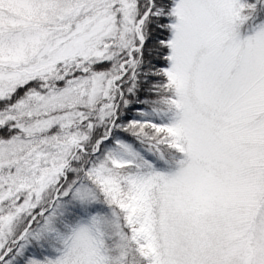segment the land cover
Wrapping results in <instances>:
<instances>
[{
    "label": "snow or ice",
    "instance_id": "1",
    "mask_svg": "<svg viewBox=\"0 0 264 264\" xmlns=\"http://www.w3.org/2000/svg\"><path fill=\"white\" fill-rule=\"evenodd\" d=\"M0 264H264V0H0Z\"/></svg>",
    "mask_w": 264,
    "mask_h": 264
}]
</instances>
